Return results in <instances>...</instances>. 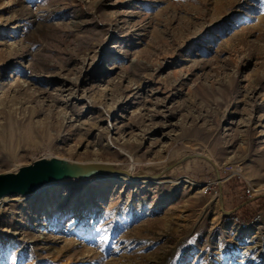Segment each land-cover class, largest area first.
Listing matches in <instances>:
<instances>
[{
	"label": "rangeland",
	"instance_id": "1",
	"mask_svg": "<svg viewBox=\"0 0 264 264\" xmlns=\"http://www.w3.org/2000/svg\"><path fill=\"white\" fill-rule=\"evenodd\" d=\"M28 166L78 169L0 208V264H264V209L223 212L264 197V0H0V176Z\"/></svg>",
	"mask_w": 264,
	"mask_h": 264
},
{
	"label": "water",
	"instance_id": "2",
	"mask_svg": "<svg viewBox=\"0 0 264 264\" xmlns=\"http://www.w3.org/2000/svg\"><path fill=\"white\" fill-rule=\"evenodd\" d=\"M209 161V158L205 156H201ZM212 162V161H211ZM78 168L59 172V173H50L44 171L36 166H28L24 167L17 173H9L0 176V197L6 193H19L26 188L28 189H39L46 185L48 182H51L53 179L50 178L53 176L54 180H59L63 177H66L68 174H71L73 171L77 170ZM151 179H157L160 175L157 176H149ZM52 183V182H51ZM245 203L241 204L237 208L227 211L223 209V212L226 214H232L243 206Z\"/></svg>",
	"mask_w": 264,
	"mask_h": 264
},
{
	"label": "bare ground",
	"instance_id": "3",
	"mask_svg": "<svg viewBox=\"0 0 264 264\" xmlns=\"http://www.w3.org/2000/svg\"><path fill=\"white\" fill-rule=\"evenodd\" d=\"M110 170L113 171L112 169H110ZM50 178L53 179L51 182L57 181V180H54L53 176ZM63 178H65V177H63ZM63 178H61V179H63ZM139 179H142V178L136 177L135 175L130 174L127 171H120L119 173L118 172L116 173V176H114L112 180L113 181H121V182H125V183L136 182V181L137 182H146L145 180H139ZM102 181H104V180L102 178H98V177L91 180V182H102ZM51 182H48L46 185H44L40 189L31 190V189L26 188L25 190H23L19 193H15V194L6 193V194L2 195L0 197V208H2L5 204L9 203L10 201L18 200V198L14 199V196L17 194H19L18 195L19 197H27V198H31V197L34 198V197H38V196L44 194L49 189V184Z\"/></svg>",
	"mask_w": 264,
	"mask_h": 264
},
{
	"label": "trees",
	"instance_id": "4",
	"mask_svg": "<svg viewBox=\"0 0 264 264\" xmlns=\"http://www.w3.org/2000/svg\"><path fill=\"white\" fill-rule=\"evenodd\" d=\"M236 197V196H235ZM249 198H244L239 203L236 204L235 200L233 201V206L231 209L236 208L238 205H241L248 201ZM264 209V197L258 199L257 201L248 202L242 207H240L237 211L234 212V216L237 217L242 222H252L258 213Z\"/></svg>",
	"mask_w": 264,
	"mask_h": 264
},
{
	"label": "built area",
	"instance_id": "5",
	"mask_svg": "<svg viewBox=\"0 0 264 264\" xmlns=\"http://www.w3.org/2000/svg\"><path fill=\"white\" fill-rule=\"evenodd\" d=\"M258 216H259V215H258ZM258 216H257V217H258Z\"/></svg>",
	"mask_w": 264,
	"mask_h": 264
}]
</instances>
